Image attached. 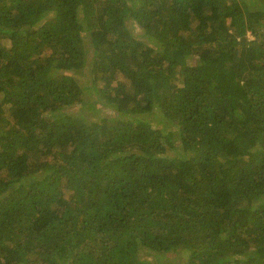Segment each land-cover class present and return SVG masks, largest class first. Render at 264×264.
<instances>
[{
    "label": "trees",
    "instance_id": "trees-1",
    "mask_svg": "<svg viewBox=\"0 0 264 264\" xmlns=\"http://www.w3.org/2000/svg\"><path fill=\"white\" fill-rule=\"evenodd\" d=\"M168 260L264 264V0H0V264Z\"/></svg>",
    "mask_w": 264,
    "mask_h": 264
},
{
    "label": "rangeland",
    "instance_id": "rangeland-1",
    "mask_svg": "<svg viewBox=\"0 0 264 264\" xmlns=\"http://www.w3.org/2000/svg\"><path fill=\"white\" fill-rule=\"evenodd\" d=\"M138 39L141 40L142 42H145V40L140 38V37ZM91 59H92V54L90 51L89 55H88V61H87L86 67L83 69V71L80 72L81 74H78L75 72L70 73L73 77L78 79V81L80 83H83L84 86L88 83V73H89L88 66H89ZM85 92L87 93L86 100L89 101V104L84 105V108L81 111L76 110V109H80L83 105H81V106L77 105V106H75V108L68 110V114H72V112H71V110H72L74 112H78L79 114L85 115V117L88 120L94 121L100 115L98 110L102 109V107L100 106V104L98 102H96L97 98L95 95H93V93H90L88 90H86ZM148 120L150 123L152 122V124H155V122L157 121V118H154L151 116V117H148ZM163 262H165L167 264L169 262L170 264H172V262L170 260H168V262L167 261H163Z\"/></svg>",
    "mask_w": 264,
    "mask_h": 264
}]
</instances>
